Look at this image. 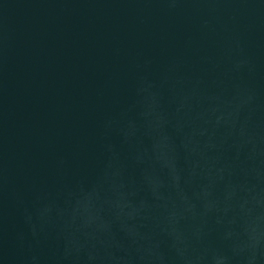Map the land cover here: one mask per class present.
Listing matches in <instances>:
<instances>
[{"label": "water", "instance_id": "1", "mask_svg": "<svg viewBox=\"0 0 264 264\" xmlns=\"http://www.w3.org/2000/svg\"><path fill=\"white\" fill-rule=\"evenodd\" d=\"M0 264H264V0H0Z\"/></svg>", "mask_w": 264, "mask_h": 264}]
</instances>
